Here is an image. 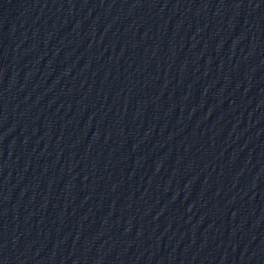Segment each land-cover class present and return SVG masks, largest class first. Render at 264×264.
Segmentation results:
<instances>
[{
  "label": "water",
  "instance_id": "obj_1",
  "mask_svg": "<svg viewBox=\"0 0 264 264\" xmlns=\"http://www.w3.org/2000/svg\"><path fill=\"white\" fill-rule=\"evenodd\" d=\"M0 264H264V0H0Z\"/></svg>",
  "mask_w": 264,
  "mask_h": 264
}]
</instances>
